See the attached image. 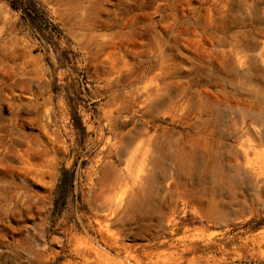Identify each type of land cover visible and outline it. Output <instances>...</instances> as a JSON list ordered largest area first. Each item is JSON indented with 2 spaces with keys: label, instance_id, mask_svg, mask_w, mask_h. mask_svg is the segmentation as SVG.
I'll return each mask as SVG.
<instances>
[{
  "label": "rangeland",
  "instance_id": "obj_1",
  "mask_svg": "<svg viewBox=\"0 0 264 264\" xmlns=\"http://www.w3.org/2000/svg\"><path fill=\"white\" fill-rule=\"evenodd\" d=\"M0 264H264V0H0Z\"/></svg>",
  "mask_w": 264,
  "mask_h": 264
}]
</instances>
